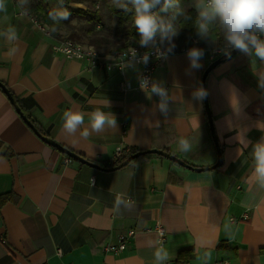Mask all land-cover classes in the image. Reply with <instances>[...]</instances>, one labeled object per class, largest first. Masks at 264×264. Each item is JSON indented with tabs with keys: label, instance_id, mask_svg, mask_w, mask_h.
I'll list each match as a JSON object with an SVG mask.
<instances>
[{
	"label": "crops",
	"instance_id": "obj_1",
	"mask_svg": "<svg viewBox=\"0 0 264 264\" xmlns=\"http://www.w3.org/2000/svg\"><path fill=\"white\" fill-rule=\"evenodd\" d=\"M189 2L181 4L186 13L193 8ZM71 4L77 5L72 10L86 9L80 1ZM9 25L20 39L13 57L5 54L13 45L0 40V81L48 137L94 162L114 160L119 149L164 148L204 167L217 162L204 98L196 101L192 93L202 87L206 68L224 56L218 42L195 32L197 47L205 51L199 69L190 68L183 50L156 70L153 79L175 99L165 116L156 110L158 97L149 99L138 87L140 67L107 72L63 57L54 50L61 38L41 33L13 0L0 13V30ZM121 82L131 87L123 91ZM206 92L221 167L197 172L154 154L104 171L67 162L69 157L45 143L0 89V264H153L158 223L167 230L164 245L171 256L166 264L221 259L264 264V188L255 183L249 156L251 144L264 136V62L235 55L210 72ZM69 108L85 113L103 108L116 125L90 131L87 139L79 131L70 135L61 119ZM181 136L191 139L190 152L178 150ZM172 175L179 182H172ZM119 199L130 203L117 209ZM129 230L135 235L124 252L103 251Z\"/></svg>",
	"mask_w": 264,
	"mask_h": 264
},
{
	"label": "clouds",
	"instance_id": "obj_2",
	"mask_svg": "<svg viewBox=\"0 0 264 264\" xmlns=\"http://www.w3.org/2000/svg\"><path fill=\"white\" fill-rule=\"evenodd\" d=\"M64 0H60L63 9L62 14H52L55 22L67 20L69 12L63 7ZM29 0H20L21 15L29 14ZM7 0H0V13L6 10ZM117 6L131 13L132 23L139 34L138 44L145 49L138 56L135 49L127 57L123 67H132L134 63L147 64L153 53L161 59H167L173 54L176 47L174 38L178 36L182 24L189 21L195 28L197 36L202 40H211L219 43V51L225 56H230L232 51L238 50L254 59L264 62V0H195V17L189 15L181 7V0H117ZM218 31V38H211L213 31ZM20 39L14 26L9 25L0 30V40L9 45L6 55L13 57L16 54L15 42ZM205 51L199 47H191L186 51V57L191 69H199L200 61ZM140 88L151 99L153 95L158 97L156 110L162 115H167L170 103L174 96L159 81L149 78L140 79ZM206 91L200 87L193 91L192 98L202 100ZM108 108V102L106 101ZM62 129L70 135L79 134L87 139L91 132L100 133L107 128H114L116 120L110 111L97 108L91 112L65 109L62 113ZM87 120V125L85 122ZM245 148L249 143L245 141ZM177 148L180 152L187 153L192 150V141L189 137L181 136L177 140ZM251 159V171L255 183L264 188V136L251 144L249 152ZM130 201L119 199L116 201L117 209L123 204L125 207ZM152 253L153 264H166L170 259V252L162 241L156 242Z\"/></svg>",
	"mask_w": 264,
	"mask_h": 264
},
{
	"label": "trees",
	"instance_id": "obj_3",
	"mask_svg": "<svg viewBox=\"0 0 264 264\" xmlns=\"http://www.w3.org/2000/svg\"><path fill=\"white\" fill-rule=\"evenodd\" d=\"M82 2L87 4L86 9L72 10L69 6L71 2ZM188 1V0H181ZM99 0H64L63 7L69 12V17L67 20H62L61 22H55L51 17L53 13H61L63 9H56L53 0H29V11L42 19L46 24H48L53 30L55 36L59 38L68 37L74 41L92 46L96 51L102 55L111 54L123 49H127L131 46L140 47L138 44L139 34L136 32L134 25L132 23L131 13L125 11L117 6V0H106L107 9L110 15L116 19L114 24L109 25L105 19V16L101 10V3ZM58 7L61 6L60 0H57ZM187 14L195 17V8L190 9ZM99 26V28H98ZM183 27L178 36L174 38V43L176 45L174 52H181L186 50L190 46V40L195 35V28L192 26V22L189 21L182 24ZM62 31H67L68 35L64 36L61 34ZM218 37V31H213L211 33ZM141 48V47H140ZM222 57H226L225 55ZM14 95V94H13ZM16 98V97H15ZM18 105L24 111V113L30 118L34 123L36 128L44 136H49L43 126L35 119L32 118L28 111L23 106V104L16 98ZM211 143L214 150L217 152L215 142L211 136ZM167 151L165 148L162 149ZM137 150H130L122 154L120 157H116L114 160L103 163L95 162L102 167L111 168L124 163L129 156L137 153ZM168 153L174 155L173 152ZM154 154H147L139 156L137 159L131 161V163H136L149 159ZM176 156V155H175ZM181 159L187 164L195 168H203L204 166L198 165L191 160L181 157ZM94 162V161H92ZM172 166L180 167L178 164L172 162ZM172 182H179V180L173 179V175L170 176ZM191 250L181 251L178 256V261L184 260L183 255L190 253Z\"/></svg>",
	"mask_w": 264,
	"mask_h": 264
},
{
	"label": "built area",
	"instance_id": "obj_4",
	"mask_svg": "<svg viewBox=\"0 0 264 264\" xmlns=\"http://www.w3.org/2000/svg\"><path fill=\"white\" fill-rule=\"evenodd\" d=\"M15 3H20V0H13ZM76 7L77 5L70 4V7ZM29 16L33 25L45 36L48 37H54L55 34L51 27L46 24L42 19L34 15L29 11V14L26 15ZM99 28V26H98ZM199 44L198 39L195 37H192L190 40V46L191 47H197ZM132 49H135L139 55H142L145 52V49L137 47V46H131L127 49H123L111 54L102 55L98 51L95 50L92 46L74 41L68 37L61 38L57 42V44L54 46V50L58 51L62 54L63 57H66L67 59H76L79 61L86 62L90 67L92 68H99L103 69L107 72H113V71H124L127 67H123L126 59L128 56L132 54ZM186 49V50H187ZM166 59L158 58L154 53L150 55L149 62L147 64L143 63H134V66L140 67V72L138 76V87L140 88V79L141 78H149L150 80H154L153 76L156 72V70L165 62ZM120 89L123 91L128 90L131 86L126 82L120 83ZM125 152L122 150L117 151V157H120ZM67 162H71L72 159L67 158ZM155 230L158 233L159 241H162L163 244L167 237V230L166 228L161 224L155 225ZM135 235L134 230H129L126 232V234L121 235L118 238L117 244H105L102 248L104 252L107 253H114V254H121L125 251L127 247V243L130 238H132ZM208 264H234L232 261L228 259H221L216 260L212 263Z\"/></svg>",
	"mask_w": 264,
	"mask_h": 264
},
{
	"label": "water",
	"instance_id": "obj_5",
	"mask_svg": "<svg viewBox=\"0 0 264 264\" xmlns=\"http://www.w3.org/2000/svg\"><path fill=\"white\" fill-rule=\"evenodd\" d=\"M239 53L238 50L236 51H232L230 56H226V57H220L217 60H215L214 62H212L204 71L203 73V77H202V88L206 91V79L208 77V75L210 74V72H212L214 70V68H216L218 65H220L221 63H223L226 60H230L232 59L235 55H237ZM0 89L3 91V93L6 95V97L8 98V100L11 102V104L15 107L16 111L19 113V115L22 117V119L25 121V123L48 145L56 148L58 151H60L61 153H63L64 155L68 156L70 159H73L75 161L80 162L81 164H85L88 165L90 167L99 169V170H104V171H114V170H118L121 169L125 166H127L131 161H133L134 159H137L139 156L142 155H147V154H157L160 155L164 158L169 159L172 162H175L176 164L187 168L189 170H193V171H197V172H202V171H209V170H215L219 167L222 166L223 164V157H222V151H221V146L219 144L218 141V137L215 131V127H214V120H213V116H212V111L210 108V104L207 98V92H206V96L204 97V101H205V108H206V112H207V116H208V121H209V126H210V131H211V135L212 138L215 142L216 145V149H217V162L210 166V167H203V168H195L189 164H187L186 162H184L181 158L172 155L170 153H168L167 151L164 150H160V149H150V150H146V151H139L131 156L128 157V159L117 166L111 167V168H105L100 166L99 164L89 161L88 159H86L85 157L81 156L78 153H75L74 151L64 147L63 145L59 144L58 142H56L54 139L48 137V136H44L43 134H41L39 132V130L36 128V126L34 125V123L30 120V118L24 113V111L21 109V107L18 105L17 100L15 98V96L13 95V93L10 91V89L8 88V86L6 84H4L2 81H0Z\"/></svg>",
	"mask_w": 264,
	"mask_h": 264
},
{
	"label": "rangeland",
	"instance_id": "obj_6",
	"mask_svg": "<svg viewBox=\"0 0 264 264\" xmlns=\"http://www.w3.org/2000/svg\"><path fill=\"white\" fill-rule=\"evenodd\" d=\"M100 2L99 3H101V10H102V12H103V14H104V16H105V19H106V21H107V23L109 24V25H111V24H114L115 23V21H116V19L115 18H113L111 15H110V13H109V11H108V9H107V4H106V0H99ZM53 2H54V4H55V6H56V9L58 10L59 9V7H58V3H57V0H53ZM187 3H188V1L187 2H185V1H182L181 2V4L183 5V6H186L187 5ZM189 3H193V8H195L194 7V3H195V0H190V2ZM71 4V3H70ZM70 4H69V6H70ZM85 4V6H86V8H87V4L86 3H84ZM182 7V6H181ZM183 9H184V7H183ZM63 32V35L64 36H67L68 35V33H67V31H62ZM238 54H240V52L238 53ZM237 54V55H238ZM236 55V56H237Z\"/></svg>",
	"mask_w": 264,
	"mask_h": 264
}]
</instances>
